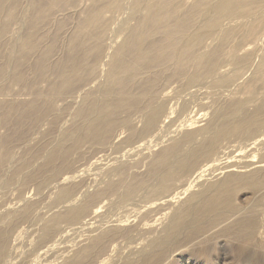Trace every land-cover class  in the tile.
Wrapping results in <instances>:
<instances>
[{"label":"bare ground","instance_id":"1","mask_svg":"<svg viewBox=\"0 0 264 264\" xmlns=\"http://www.w3.org/2000/svg\"><path fill=\"white\" fill-rule=\"evenodd\" d=\"M79 1L29 0L28 13L24 16L28 34L19 39L17 50L9 47L8 52L0 54V61H3L0 64V82H5L8 74L12 82L9 87L4 83L0 85V95L7 94L8 89L13 92L22 87L32 89L36 84L37 89L32 90L34 100L37 98L47 103L46 107L36 102L34 113L17 111L18 120L34 115L36 121H42L49 112L56 110L59 100L74 97L78 89L89 85L97 76L99 58L104 52L100 37L107 33L110 20L124 10V0H83L87 1V6L82 10H79ZM237 5L242 7L241 16H256L264 6V0H218L216 3L193 0L190 13L184 18L181 16L186 10L184 0H133L130 15L138 19L133 27L126 30L122 43L111 54L99 105L96 106V91L86 90L72 125L63 129L58 144L48 152L44 163L25 176V183H35L39 190L47 185L48 190L58 191L49 208L60 205V209L63 208L45 223L41 236L43 243L50 240L63 222L75 223L82 229L94 228L99 222L96 230L109 224L63 264H95L101 255L107 253L112 242L129 237L136 226L122 225L131 217H136L138 212L140 214L143 208L142 221H153L144 233L152 234L155 224L160 223L159 218H155L159 211L162 208L171 209L195 186L199 187V191L189 193L182 205L169 214V222L163 225L162 234L150 238L138 250L139 256L134 264H167L173 253L183 249L208 255L211 250H218L213 242L219 238L249 243L264 236V165L259 164L264 163V156L259 158L258 163L254 160L257 157L255 153L254 159L251 158L253 160L246 158L241 160L242 163H235L229 156L225 158L226 154L220 155L223 140L234 138L246 142L261 135L264 137V52L250 77L237 85L234 92L229 90L234 82L247 74L250 65V53L241 56L239 50L249 42L262 40L260 34L264 33V15H258L252 23L246 24L243 35L236 40L232 39L235 29L221 28L223 19L230 17ZM210 7L213 14L203 23L202 30L192 32L198 18ZM19 9L20 0H0V48L7 46V42L11 45L10 35L19 20ZM74 14H78L79 21L71 32L66 52L57 62H52L56 41L68 30L67 21ZM216 32L220 33L215 39V46L205 49L209 46L207 40ZM225 67H230L227 73L221 71ZM8 69L10 73L7 74ZM51 73L57 76L58 84L48 79ZM43 81L47 82L45 89L38 86ZM175 81L183 83L172 95L167 94ZM14 86L18 89L15 90ZM202 88H219V92L221 89L233 96L230 101L219 99L220 108L213 111L204 127L185 131L179 140L171 137L169 146H162L164 141L159 134L171 122L176 108L172 110V101L181 99L183 93L193 95L194 99ZM260 90H263L262 97H259ZM190 100L182 98L178 114L188 113ZM194 106L197 108L198 105ZM204 111L199 112L198 117L197 111L194 117L199 120L204 116V120L208 114ZM192 118H186L184 127L193 126ZM122 131L127 133L126 141H133L139 146L127 150L122 158L132 153L138 158L121 163L117 158V162L107 164L102 187L97 186L92 193L84 194L92 185L91 179L86 178L90 164L96 165L98 160L87 167L81 166L80 161L94 145H108L116 133L119 135ZM0 137L3 142L21 141L24 134ZM144 138L150 140L143 142ZM260 141L264 146V142ZM64 144L67 146L64 147ZM84 146L87 151L83 150ZM154 147L159 149L153 150ZM32 159V155L27 156L24 167H29ZM241 164H244L243 167ZM141 165L145 166L144 172L136 170ZM232 169L235 171L232 172ZM207 172L221 178L205 187L200 182ZM79 193L85 195L83 199H79ZM250 194L253 196L248 201L242 199ZM111 196L116 197L109 202L111 206L134 207L125 219L106 220L104 215L99 214L103 207L99 204ZM36 205L28 204L15 214L7 226L0 228V255L6 252L11 235L16 234L18 225L28 219ZM85 216L88 219L82 221ZM19 237L16 236L15 242ZM55 242L58 241H54L53 245ZM107 258L111 260L108 253ZM56 259L58 257L54 261ZM43 262L40 260L38 263ZM45 262L53 261L47 259ZM105 262L103 260L98 264Z\"/></svg>","mask_w":264,"mask_h":264},{"label":"rangeland","instance_id":"2","mask_svg":"<svg viewBox=\"0 0 264 264\" xmlns=\"http://www.w3.org/2000/svg\"><path fill=\"white\" fill-rule=\"evenodd\" d=\"M184 1L186 10L184 14L181 15L182 18L187 17L193 4V0ZM211 1H213V3H216L218 0ZM86 6L87 1H79L78 7L81 8L79 10L86 8ZM132 7L133 0H124V10L116 14L114 18H112V21L110 20L107 33L102 36L100 35V40H102V47L104 48V52L99 58L100 67L97 76L92 79V82H90L89 85L78 89L79 91L77 90V92L74 94V97H67L59 100L56 104V110L54 112H49L42 121H36L34 115H31L27 118L25 117L22 120H18L16 117L17 111L34 113L33 107L37 105L36 102L43 103L42 105H45L47 107V103L44 104L43 100L37 98L36 100H34V97L32 96V90L35 91L37 89L36 84L33 85L32 89L24 87L18 89L17 86H14L15 90L18 89L16 92H13L12 89H8L7 94L3 96L0 95V135H14L19 133L24 134V138L21 139V141H19V139H14L13 141L3 142L2 138L0 137V228H4L5 226H7V224L15 216V214L21 211L28 204H37L32 209L28 219L18 225L16 234L11 235L6 252L3 255H0V264H39L38 262L40 260H44L43 264H63L66 259L72 257V255L77 250H79L80 247L87 245L93 236L98 235L103 229L108 227L109 224H105L103 226V229L96 230L97 225L99 224V222H96V227L90 229H82L78 228L79 225L75 223L63 222L59 225L58 231L50 238V240L43 243L41 240V236L45 223L54 214L58 213L63 208L60 209L62 205H60L59 207L49 208L58 191L53 192L52 190H48L47 185L39 190L37 189V185L35 183H25V176L29 174L35 167L44 163L48 152L54 149L58 144L60 134L62 133L63 129L68 128L72 125L73 116L75 112L80 108L82 98L86 90L91 89L93 91H96L94 92L96 106L99 105L102 98V91L105 87V72L108 69L111 54L122 43L124 37L126 36V30L133 27L137 22L138 18L132 17L130 15L132 12ZM28 9L29 0H20V9L18 12L19 20L13 26V30L10 35L11 45L9 42H7V46H2L0 48V54L8 52L9 47H12L13 50H17V42L19 41V39L25 37L28 34L27 26L24 24V16H26V14L28 13ZM241 9L242 7L237 5L236 7H234V9H232L231 16L227 18L225 17L222 21L221 28L228 27L229 29H235L233 33L235 37H232V39L235 38L234 40H236L237 38H241L244 31L243 28L246 27V24L249 25L250 23H252L254 21V18L258 15H264V6L258 11L256 16H253L251 14L241 16ZM212 10L213 9L210 7L205 14L198 18L191 29L192 32L202 30L201 27L203 26V23H205L207 19L213 14ZM78 21V14L72 15V17L69 18V21H67L66 25L68 27V30L64 32L56 41L57 46L55 52L53 53V56L51 57L52 62H57L66 52L67 45L69 43V37L71 36V32L74 30V28H76ZM219 33L220 32H216V34L212 38H209L207 40L206 44L209 46L205 49H212L215 46V39L216 37H218ZM260 35L262 37V40H259V38L255 42H249L239 50V54L241 56L245 55L246 53H250V65L248 66L247 74L242 79L234 82V84L230 87V92H234L237 85L244 83L254 72L260 56L264 52V33H261ZM50 39L51 38H48V40ZM256 49L258 50L256 51ZM1 63H3V61H0V64ZM229 70L230 67L221 69L223 73H227ZM8 73H10L9 69L7 71V74ZM9 75L10 74H8L5 82H3L7 87L12 86V82L8 79ZM48 79L51 83H57V76L54 73L49 74ZM3 83L0 82V85ZM182 83L183 81L173 82L166 93L172 95L175 89L181 86ZM39 84L40 85L38 86L41 89H45V87L47 86L46 81H43L42 83L40 82ZM217 89L219 88L208 90H206V88H202L201 93H199L200 96L198 94H195L194 99L193 95L190 96L183 93L181 95L182 98H188V100L189 98L191 99V102L189 101V110H187L188 113H184V115H180L177 113L182 98L178 100L179 102L174 100L172 101V103L170 104L172 110L174 107L176 108H174L173 110L174 113H172V117L170 120L171 122L169 126H167L166 124L159 134L160 139L162 138L161 141H164L162 146H169V144L171 143V137H174L175 140H179L183 137V133L185 131H194L196 129L204 127L206 123L211 119L213 111L220 108L218 107L220 103L219 101H221L219 100L220 98L222 99V101H230L231 97L233 96L232 94L230 95V93L227 91L223 92L221 89L219 92V90ZM202 92H204L205 94H203ZM259 92V97H262L263 90H260ZM239 96L243 98L246 97L244 95ZM196 99L199 102H197ZM193 101L195 102V104H193ZM200 104L203 105V107ZM194 105H198L200 109L198 108V106L196 108ZM19 106L21 108H19ZM206 106L207 110L204 109ZM191 107H193L194 109H191ZM195 108L196 111H194ZM203 111L204 113L208 112V116L205 115L204 120H202L204 116L199 119L200 121L197 120V117L200 115L199 112L203 113ZM195 113L197 117H194ZM185 114H187L188 116ZM190 115L194 118H192V120H194L193 126L184 127L186 118L191 117ZM176 116H178V119L176 118ZM179 116H182L181 119H179ZM184 116H186V118ZM186 124H188V122ZM139 125L140 124H138V126ZM117 134L118 133H116V136L108 145H94L91 151L86 153L82 158L83 160L80 161L81 166L85 165V167H87L92 161L98 160V163H96V165L90 164L88 172H91V175H89L88 173L86 175V178L89 177L91 179L90 183L92 181L91 184L93 186L90 185L87 189V192L84 194L92 193L95 190L94 188H98L99 186L102 187L103 179H105V172L103 171L107 168V164L110 165L113 161L117 162L115 161V159L117 158L120 163L128 161L132 158H138V156H135L134 153L130 154L127 158H122L127 150L129 151L130 149L132 150L134 149V147L138 148L139 146L137 147L138 144L134 143L133 141H126L127 133L125 131H122V133H119V135ZM147 138H144L143 142H145V140L146 142L150 140V138ZM263 139L264 137L261 135L260 137L255 138L256 141L254 139L247 140L246 142L251 146V149L249 145V147H247L245 140L243 141L241 139L234 138L232 140L228 139V141L227 139L223 140L221 143L222 147L220 155L222 156L223 154H226L227 156L225 155V158L230 157L229 159L231 161H234L235 163H238L237 161L242 163L243 161L241 160L245 161L248 159L249 161L253 160L254 158V160H256L258 163L260 160L259 158L264 156L261 154L262 152H264V146L263 144H260V140L264 142ZM258 140L260 142H258ZM51 141L52 143H50ZM252 142L253 144H251ZM258 143L261 146H258ZM255 144L256 147L254 146ZM66 146L67 144H64V147ZM159 147L161 148V146ZM159 147H154L152 149L157 150L159 149ZM83 150L87 151V148L84 146ZM144 153L147 154L146 151H144ZM254 153L257 155V157L259 155L258 159H256L257 157L254 155ZM30 155L33 156V161L29 167H24V160L27 156L29 157ZM253 156L255 157L253 158ZM242 157L244 159H242ZM259 164L264 165L263 162ZM243 165L244 164H241L242 167ZM235 168L236 167H234V169ZM234 169H232V172L235 171ZM242 169L245 170L246 168ZM242 169H240V171H244ZM136 170L144 172L145 166L141 165L140 168ZM247 170L248 169H246L245 171ZM96 171L100 172L97 173ZM206 174L207 175H205L200 182V184H204L205 187L221 178L220 176H211L210 174H208V172ZM94 180H96L97 182ZM100 180L102 181L101 184L99 183ZM198 191L199 187L195 186L192 190H190V192L186 194L187 196L184 195V197L175 202L171 209L165 210L164 208H162L164 210L161 209V211H159V213L155 216V218H159L160 223L155 224V231L152 234H145L144 232L150 229L148 227L153 224V221L150 219H144L142 221L141 216L145 211L144 208L143 211L142 209L139 210L143 213L140 212L139 214L138 212L136 217H131L128 222H125V224L122 225V227L136 226L135 230L130 233L129 237L119 238L110 244L107 253L108 255H110L111 260H107L108 258L106 253L105 255H101L95 264H98L103 260H106L105 264H134L135 259L139 256L138 250L140 251L150 238L156 237L158 234H162L163 225L166 226L169 222V214L173 212L174 209H177L182 205V203L189 196V193ZM262 192L264 193V191ZM80 194L82 193L77 194V196L80 197L79 199H83L85 195L83 196V194ZM77 196H75V198ZM252 196L253 195L250 194V196H245L242 199L248 201ZM115 199V196H111L110 198L105 199L102 204H99L103 206L99 214L104 215L106 220H117L118 218H120V220L125 219V217L129 215V212H131L134 208L132 205L111 206L109 202ZM94 209L95 208H93V210ZM86 219H88V217L85 216L82 221H85ZM211 232L213 231L211 230ZM59 233H61L62 235ZM19 235V239L17 240V242H15L16 236ZM60 237L62 238L59 239ZM180 237H182V235ZM56 240L58 242H55L56 244L53 245L54 241ZM240 242L241 243H239L238 239L228 240L219 238L213 242L216 248L218 247V250L215 252H212L211 250L208 255L203 256L200 253H193V251L183 249L181 251L173 253V255L166 262H168L167 264H264V236H259L256 240L252 242L249 241V243H247L248 241L246 243L245 241ZM57 257L58 259L54 261V259ZM47 259L53 262H45Z\"/></svg>","mask_w":264,"mask_h":264}]
</instances>
